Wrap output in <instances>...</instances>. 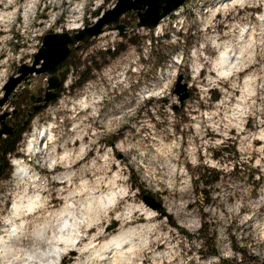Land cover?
Here are the masks:
<instances>
[{
	"label": "rangeland",
	"instance_id": "374dc122",
	"mask_svg": "<svg viewBox=\"0 0 264 264\" xmlns=\"http://www.w3.org/2000/svg\"><path fill=\"white\" fill-rule=\"evenodd\" d=\"M27 1L0 0V10L12 12L0 20V128L27 127L0 181V245L18 227L15 236L37 259L52 246L40 236L57 235L67 218L74 242L58 264H264V0H185L158 29L137 28L135 13L124 15L122 35L105 27L73 49L56 99L39 111L30 96L44 94L47 76L30 75L5 99L10 79L32 63L45 34L67 31L74 19L91 24L116 0H35L26 13ZM224 48L244 65L221 75L212 61ZM84 70L90 78L75 88ZM178 83L189 89L182 104ZM44 135L52 137L49 153H37ZM65 153L68 162H59ZM20 156L36 182L14 177ZM207 169L220 173L203 187L208 202L197 200L194 183L200 173L212 180ZM63 172L70 182L57 179ZM137 177L144 191L131 186ZM28 192H39L42 203L16 220L13 206ZM112 192L113 202L99 201ZM144 194L162 208L148 207ZM204 222L217 254L205 246ZM120 233L129 247L104 252L103 242ZM2 253L0 264L28 261L22 250Z\"/></svg>",
	"mask_w": 264,
	"mask_h": 264
},
{
	"label": "water",
	"instance_id": "95a60500",
	"mask_svg": "<svg viewBox=\"0 0 264 264\" xmlns=\"http://www.w3.org/2000/svg\"><path fill=\"white\" fill-rule=\"evenodd\" d=\"M184 2L185 0H116L111 8L103 11L98 10L91 24L84 25L72 32L61 31L45 34L41 46L33 56L32 63L22 64L18 70L19 74L12 77L6 85L5 99L30 75L45 74L47 83L44 94L30 96L32 109L34 111L43 109L56 99L57 90L63 83L58 73L73 49L79 48L82 44H86L90 39L103 33L105 27L122 35L127 26L121 22V18L129 13H135L137 16V28H154L164 18L181 7ZM181 80L182 76L179 78V81ZM175 93L178 95L180 104L189 97V89L186 84L178 83ZM177 108L178 105H175L174 109ZM13 129V126L2 122L0 138L12 134ZM142 199L152 209L162 208V204L150 194H144Z\"/></svg>",
	"mask_w": 264,
	"mask_h": 264
},
{
	"label": "bare ground",
	"instance_id": "6f19581e",
	"mask_svg": "<svg viewBox=\"0 0 264 264\" xmlns=\"http://www.w3.org/2000/svg\"><path fill=\"white\" fill-rule=\"evenodd\" d=\"M34 1L35 0H28L27 1V4H25L26 6H24V8L26 10L25 11L26 13L31 11ZM221 1L222 0H220V2ZM243 1H245V0H233V3L234 4H236V3L239 4L240 2L244 3ZM249 1H251V0H249ZM228 5H229V3H227L225 6L227 7ZM11 14H12V12H5L4 10H0V20H4L6 17H9V15H11ZM165 20H166V18L163 19L161 22H159V24H157V26L155 28L158 29ZM80 28H81V25L78 23V20H76V19L69 21V24L66 27L67 31L75 30V29L77 30V29H80ZM244 44H245V42L243 43L242 40H241L240 41V45H239V49L240 50L242 48H244ZM223 46L225 47V44ZM226 47H227V45H226ZM225 48H224V50L222 49V51L219 52V55L212 61L213 70L216 71L218 74H221V75H225V74L232 73L234 71H238L244 65V59L241 57L240 54L234 53V51H235L234 49L226 50ZM249 57H251V55ZM85 103H87V102L85 101L84 104ZM34 140H36V139H34ZM43 143H45V141ZM30 145H31V143L28 146H30ZM30 149H31V147L29 148V150ZM46 161L49 162L50 164H53V161H55V159H54V157L52 155H48V156H46ZM62 161L68 162V156L66 155V153L63 156L60 157V161L59 162H62ZM14 163L16 165L15 172H14V177L20 178V179L31 178L30 180H33V182H36L38 180L39 176L37 174H31V176H30L31 170L26 169L25 164H22L20 161H17V160ZM57 179L60 181V183L70 182L71 179H72V175H71L70 172H63V173H61V175H59L57 177ZM25 194H26L25 199L23 201L19 202L20 204L16 203L13 206L14 207L13 208L14 213H12V215H13V218H15L16 220H17V218H19V216H21V213L25 212L28 215V214H30V212H32L33 210H35L36 208L39 207V206H37V204H41L42 203V199L40 197V193L39 192H37V194H35V193L34 194H30V192L25 193ZM115 196H116V194L112 192L109 196H106L105 198H103L104 196L103 197L101 196V198H99L100 199L99 201L100 202L106 201L107 203H111V202L114 201ZM20 219H22V218H20ZM73 226H74L73 223H70L67 220V218H66V219L63 220V222H61L58 234L53 236L55 238L41 235L40 236V240L41 241H46L49 238L50 241L52 240V242H51L52 246L49 247V248H45V250L43 249V251L41 253L39 252V257L36 256L37 259L33 258L34 256H31L32 254H29L28 249L26 250L25 247L20 242V240H19L20 238L18 236H15L17 233L20 232V230H19L20 228L16 227L15 234H11V237L9 238L8 242L10 244L9 245H5V244L4 245H0V248L2 247L1 251L3 250L2 254L4 256H7L8 254L11 256V254H13V253H15V252H17L19 250H22V251H25V254H27L26 258H27L28 261L26 260L27 261L26 264H58L60 262L61 257L66 252V249L69 246L68 244L74 242L73 241L74 238H72V234H71V232L74 230ZM64 232H66V234H64ZM126 241H128V240H125V237H122V234L120 233L119 235L112 236L111 238H109L108 242H105V243L103 242V244L101 246H102V248H104V252H107V253L108 252H113L114 254H116L117 250L122 249L124 247H129L127 245ZM47 244H49V243H47ZM61 244H62V246H61ZM111 244L112 245L114 244L115 247L111 248L110 247ZM119 246H121V247H119ZM117 260L118 259H116L114 257L113 263L115 261H117ZM119 262H120V260H119Z\"/></svg>",
	"mask_w": 264,
	"mask_h": 264
},
{
	"label": "trees",
	"instance_id": "16d2710c",
	"mask_svg": "<svg viewBox=\"0 0 264 264\" xmlns=\"http://www.w3.org/2000/svg\"><path fill=\"white\" fill-rule=\"evenodd\" d=\"M96 15V14H95ZM108 54H111L110 51L107 52ZM119 52H116L118 54ZM111 55H115V53H112ZM73 56V50L71 51L68 59L63 63L65 64L71 57ZM63 66V65H62ZM90 78L89 74H87V71L84 70L82 72V75L78 76V84L76 85L75 88H81L86 81ZM63 82V81H62ZM62 86V85H61ZM61 88V87H60ZM217 99V96L215 97ZM27 130V127H24L23 125H20L18 128H14L12 134L7 135L3 138H0V181L3 179H7L10 176V173L12 171V167L9 161V158L12 156H17L19 155L17 153L18 151V146L23 140V133H25ZM207 171H210L211 174H214V177L212 178L211 181H205V173H200L195 177L194 183H195V194L197 196V200H200L202 198L204 201L206 199V202L209 201L208 198V193L207 190L204 187L218 181L219 179V172L216 170H211L207 169ZM210 174V175H211ZM139 178H135L133 182L131 183V186L133 187H138L141 191L143 190V186L138 183ZM182 233L185 234L187 238H190V235L187 231L181 229L179 226L174 224ZM116 226V222H113L111 226L109 227L110 229L114 228ZM200 231L204 233L205 235V246L207 247L208 251L210 254H217V249L214 244V235L212 234L211 230L209 229V226L206 222L201 226ZM237 250L241 251L240 248Z\"/></svg>",
	"mask_w": 264,
	"mask_h": 264
}]
</instances>
